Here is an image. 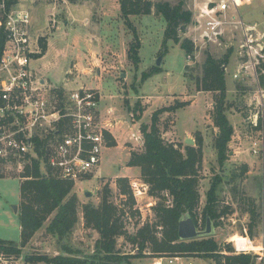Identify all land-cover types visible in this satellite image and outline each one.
<instances>
[{
	"label": "rangeland",
	"instance_id": "rangeland-1",
	"mask_svg": "<svg viewBox=\"0 0 264 264\" xmlns=\"http://www.w3.org/2000/svg\"><path fill=\"white\" fill-rule=\"evenodd\" d=\"M52 1L56 2V0ZM167 1L176 4L180 0ZM182 1L186 9H191L190 0ZM250 1L237 0V5L243 19L252 23V16L259 17L264 12V0H252L251 3ZM116 2L118 3V0ZM116 2L115 0L98 1L99 7L111 13L110 18L104 20L96 16V13L92 15L91 21L99 22L98 26H95L101 38V43L97 42L98 44L90 43L93 39L92 33L96 31L89 28L87 19L82 23L75 20L65 32L62 23H59L56 29L52 26L53 21L44 20L47 23L41 21L40 24H36L38 30L45 31L43 35H46V48H49L44 58L32 60L31 66L35 74L45 80L46 87L58 93L81 85L96 89L100 93L99 115L103 124L112 119L116 121L111 128H108L109 138L107 137V146L102 150L100 164L90 171L88 178L75 181L73 185L72 192L79 195L77 196L79 220L64 241L74 252L73 255L86 257L94 253L98 233L82 225L81 205L88 202L98 205L104 185H108L112 191L111 200L125 209L124 221L128 233H133L146 222H154L152 207L159 200L149 195L148 186L140 178L139 168L127 166L129 153L143 149V137L139 125L142 122L150 124L153 111L177 101H188L189 104L177 109L176 112L160 114L161 135L167 142L179 145L183 152L187 145L184 141L185 134L194 141L190 146L196 147L197 141L201 140L197 227L203 228L201 211L206 203V194L211 183L218 179L215 191L217 207L218 210H223L225 207L227 210L218 218V225L214 227L212 236L218 247L229 248L231 244L228 240L234 234L243 232L245 228L251 234L257 230L258 216L253 221L249 208L252 202L258 214V202L262 195L260 171L264 163V151L258 154L251 152L252 141L258 138V133L247 126L244 118L248 109V90L252 89L253 83L244 84L242 80H233L234 46L226 48L223 45H208L201 49L195 48L193 59L189 61L179 44L172 43L171 40L167 41V52L161 55L162 61L159 65L161 71L142 81L143 72L155 66L162 49L166 23L160 15L154 13L129 16L128 19L141 42L138 52L140 62L135 66L127 57L129 43L133 40L132 29L121 17L119 8L116 9ZM95 3L96 0L95 2L88 0L86 5L96 10ZM42 25L46 29H43ZM184 37L186 35L181 34V38ZM94 48H96L95 54L92 55L91 50ZM227 51H230V54L227 63L222 66L227 87L225 101L229 104L225 115L233 127V133L227 144L226 159L221 163L217 159L214 146L218 134V128L213 122V103L216 93L199 90L197 80L202 76L206 53L216 59H222ZM136 103L140 104L139 108L145 109L139 120H137L138 113L135 114L133 111ZM112 141L115 144L109 146ZM245 166L246 170H243ZM15 174L9 173L0 177V239L19 243V216L18 212L14 211V206H17L18 210L21 179ZM119 177H126L133 197V205L132 202L130 203V196L121 193V187L117 183ZM85 191L90 192V195L86 196ZM166 198L169 203L170 197ZM47 223L21 248L19 257L0 254V264H48L25 262V256L42 253L49 256L68 255L62 249L61 239L46 232ZM117 248L123 253L133 252V245L122 236L117 239ZM182 254L192 255L189 252ZM208 257L215 258L213 255ZM131 264H154V260L150 256L133 258Z\"/></svg>",
	"mask_w": 264,
	"mask_h": 264
},
{
	"label": "trees",
	"instance_id": "trees-1",
	"mask_svg": "<svg viewBox=\"0 0 264 264\" xmlns=\"http://www.w3.org/2000/svg\"><path fill=\"white\" fill-rule=\"evenodd\" d=\"M121 17L126 25L132 29L133 40L129 43L127 57L133 65L140 62V39L135 28L129 21L130 15L140 16L151 13L160 15L166 23L163 32L162 49L159 55L167 52V41L171 40L179 44L185 54L194 51L193 43L187 37L181 38L186 27L191 21L192 12L184 7L180 0L176 4L168 1L151 0H118ZM46 38L40 37V53L34 55L41 57L46 52ZM2 40L0 39V51ZM230 51H227L222 59H216L206 53L202 66V76L197 80L199 90L214 92L213 122L218 128L214 146L217 159L223 162L226 159L227 144L233 133V127L229 123L225 110L228 103L225 101L227 87L222 66L227 63ZM161 71V66H153L149 71L143 72L141 80H146L154 73ZM189 102L177 101L172 105L156 109L151 114L150 124L142 122L139 131L143 137V149L129 153L127 166L138 167L141 180L148 186L150 196L158 198V202L152 207L155 220L152 223H144L133 233H128L124 216L125 209L116 205L111 200V189L104 185L100 192L98 205L84 203L81 205L83 226L98 233L95 241V249L92 255L80 257L73 255V251L66 245L64 238L73 231L78 217L79 201L77 195L72 192L74 181L54 176L49 167L45 170L34 161L27 166L19 184L20 202L18 207L20 241H8L0 239V254L19 257L21 248L24 247L34 234L46 223L45 230L57 235L61 239L62 249L68 255L57 254H29L25 256V262H45L48 264H131L132 258L145 256L156 257L159 255H172L175 253L189 252L195 255H213L218 244L213 236L182 241L178 238V220L182 214H189L198 226L199 203L198 191V166L202 159V142L197 141V146L186 145L184 152L175 143L167 142L161 135L160 114L162 112H176ZM136 103L133 111L137 114V120L145 109L139 108ZM129 108V107H128ZM132 111V109H130ZM173 122V121H172ZM104 135L109 138L107 131ZM114 141L110 145H114ZM243 170H246V166ZM1 177V176H0ZM84 179L88 175L83 176ZM218 179H215L207 191L206 203L201 211L203 227L206 218L209 217L214 227L218 225V218L225 213L227 208L218 210L217 196L215 194ZM121 187V193L130 196L133 200L126 177L117 178ZM170 197L169 203L167 198ZM134 201L131 203L133 205ZM249 213L251 219H256L255 208L250 202ZM137 212V211H136ZM252 225V224H251ZM251 225H249L251 229ZM126 238L132 245V253H123L117 248V239Z\"/></svg>",
	"mask_w": 264,
	"mask_h": 264
},
{
	"label": "built area",
	"instance_id": "built-area-1",
	"mask_svg": "<svg viewBox=\"0 0 264 264\" xmlns=\"http://www.w3.org/2000/svg\"><path fill=\"white\" fill-rule=\"evenodd\" d=\"M35 1L0 0V176L16 173L23 179L25 168L37 161L43 170L49 167L54 176L75 183L100 164L107 146L104 132L116 121L103 124L96 89L81 85L58 93L35 74L31 62L40 53L39 38L43 37L34 29L28 5ZM198 1L183 33L194 47L186 58L192 60L197 48L208 45L235 46L237 61L232 77L244 84L253 83L244 118L247 126L258 133L251 152L261 153L264 29L243 19L237 0ZM260 178L262 195L256 232L248 233L245 228L234 234L228 240L231 247H218L213 253L215 258L176 253L152 257L154 264H264V163Z\"/></svg>",
	"mask_w": 264,
	"mask_h": 264
},
{
	"label": "crops",
	"instance_id": "crops-1",
	"mask_svg": "<svg viewBox=\"0 0 264 264\" xmlns=\"http://www.w3.org/2000/svg\"><path fill=\"white\" fill-rule=\"evenodd\" d=\"M87 1L88 0H82V1L81 0H73V1L56 0V2H54L52 0H39V1L36 0L33 4L28 3V5L31 7V13H32V16H33L34 29H36V31L40 32L43 35L45 31L44 30L43 31L38 30L36 28V24L38 25V24H40L41 21L43 22L44 20H47V21H53V25L52 26H53L54 29L57 28V25L59 23H62L63 24L62 28H63V30L65 32L75 22V20H77L78 22L82 23L83 20L87 19L88 23H89V28L91 30H95L96 33H97L96 34L93 31V33H92L93 39H92V41H90V43H92V44L93 43L94 44H98L97 42L101 43V38L99 36V31L95 29V26H98L99 22L98 21L93 22V20L91 21V19L93 18L92 15H93V13H96V16H98L99 18H102L104 20L106 18H110L111 13L108 12L107 10H105L104 8L99 7V3H98L99 0H96L97 3H95V6H96L95 9L96 10L90 9L89 6L86 5ZM93 1L95 2V0H93ZM159 1H167V0H159ZM115 2H116V0H115ZM251 2H252V0L250 1V3ZM115 4H116V9L119 8V4L117 2ZM199 4H200V2L198 0H190L189 6L191 7V9H189V10L193 11L194 8L197 5H199ZM239 12L242 13L241 11H239ZM257 15L259 16V14H257ZM252 21H253L252 23H256L258 26L264 27V12L262 14H260L259 17L252 16ZM44 22H46V21H44ZM248 22H250V21H248ZM42 27H43V29H46L44 25H42ZM43 36L45 37L46 35H43ZM65 38H66V35H65L64 39ZM47 39H48V37H47ZM228 40L229 39H227V41ZM105 47H107V46H105ZM48 48H46V52L41 57L36 58V59L39 60V59L44 58L45 55L48 53ZM234 49H235V46H234ZM95 50H96V48L91 50V54L92 55L95 54V52H94ZM233 53H235V55H234V58H235L234 65L236 67V61H237L236 49L234 50ZM41 80L43 82H45V80L43 78H41ZM113 136L115 137L114 134H113ZM186 138H187V134H185V136H184V139H186ZM77 196L79 197L78 194H77ZM81 220H82V218H81ZM82 225H83V223H82ZM19 230H20V225H19ZM35 234H34V236H35ZM34 236L32 237V239L34 238ZM44 251L47 252L46 250H44Z\"/></svg>",
	"mask_w": 264,
	"mask_h": 264
},
{
	"label": "water",
	"instance_id": "water-1",
	"mask_svg": "<svg viewBox=\"0 0 264 264\" xmlns=\"http://www.w3.org/2000/svg\"><path fill=\"white\" fill-rule=\"evenodd\" d=\"M161 61L162 56L159 55L155 61V65L159 66ZM127 119H129L128 116ZM184 141L187 145H193L194 143L193 139L189 137H187ZM85 195L89 196L90 192L86 191ZM14 211H17V206H14ZM177 235L182 241L210 237L214 235V225L212 220L207 217L204 227L202 229H198L189 214H182L178 220Z\"/></svg>",
	"mask_w": 264,
	"mask_h": 264
}]
</instances>
